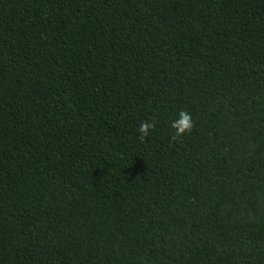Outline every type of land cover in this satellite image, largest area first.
<instances>
[{"label": "trees", "instance_id": "16d2710c", "mask_svg": "<svg viewBox=\"0 0 264 264\" xmlns=\"http://www.w3.org/2000/svg\"><path fill=\"white\" fill-rule=\"evenodd\" d=\"M0 264H264V0H0Z\"/></svg>", "mask_w": 264, "mask_h": 264}, {"label": "clouds", "instance_id": "9594fccd", "mask_svg": "<svg viewBox=\"0 0 264 264\" xmlns=\"http://www.w3.org/2000/svg\"><path fill=\"white\" fill-rule=\"evenodd\" d=\"M170 126L175 130V133L172 136L173 140L184 135L185 133L190 132L193 128L191 114L183 110L179 111L178 118L172 121ZM154 127L155 125L153 123H141L138 128L140 138L143 139L144 137L148 136L149 130L153 129Z\"/></svg>", "mask_w": 264, "mask_h": 264}]
</instances>
